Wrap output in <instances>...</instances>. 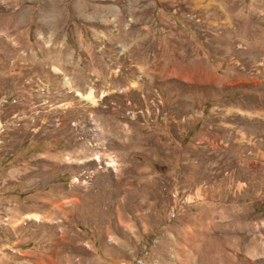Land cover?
Wrapping results in <instances>:
<instances>
[{
	"label": "rangeland",
	"instance_id": "374dc122",
	"mask_svg": "<svg viewBox=\"0 0 264 264\" xmlns=\"http://www.w3.org/2000/svg\"><path fill=\"white\" fill-rule=\"evenodd\" d=\"M0 264H264V0H0Z\"/></svg>",
	"mask_w": 264,
	"mask_h": 264
}]
</instances>
